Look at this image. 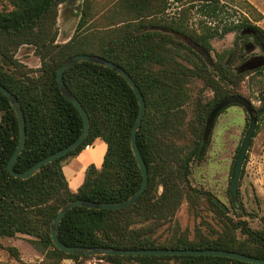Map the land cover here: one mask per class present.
I'll list each match as a JSON object with an SVG mask.
<instances>
[{"label":"trees","instance_id":"16d2710c","mask_svg":"<svg viewBox=\"0 0 264 264\" xmlns=\"http://www.w3.org/2000/svg\"><path fill=\"white\" fill-rule=\"evenodd\" d=\"M63 1L0 0V85L15 96L25 132L13 169H27L79 135L81 118L59 92L55 69L75 54H94L120 66L142 96L145 111L135 132V143L147 180L130 205L116 209L69 208L57 223L58 240L67 246L119 249H222L264 258V214L258 217L260 226L252 227L231 201L232 214H228L222 202L208 190L192 186L187 177L189 162L201 158L208 141V135L202 138V131L210 109L228 95L244 97L240 82L247 73L264 77V62L254 69L238 71L244 62L243 51L250 48L246 41L249 36L263 53L264 61V30L255 23L261 13L246 0L240 1L252 20L246 13L228 20L222 6L234 0H185V7L179 8L176 16L166 15L167 0H113L109 8L112 11L105 15L107 23L99 28L86 23L91 15L90 0H82L72 35L57 42L55 17L57 5ZM191 9L200 16L194 27L187 23ZM222 12L225 18L220 16ZM206 19L213 24H206ZM228 32H234L232 46L215 51L209 63L192 47L207 53L211 50L209 40ZM23 44L33 46L37 67L26 68L14 57ZM189 77L200 83L192 99L182 81ZM62 81L87 114L86 136L74 149L24 179L13 177L5 169L18 132L12 106L0 93V238L28 235L33 247L51 258L52 264L63 258L77 261L87 257L63 253L50 240V221L63 203L72 199L119 201L140 183L129 146L130 128L137 113L131 88L108 67L87 61L66 68ZM204 88L211 91L210 97L202 95ZM187 100L191 109L185 120L182 103ZM253 110L257 118L264 116L262 95ZM185 130L189 131V139L180 143V134ZM97 138L105 143L101 163L98 167L87 165L82 182L72 191L62 173V163ZM182 199L192 208L201 201L212 213L215 225L201 219L200 224L210 234L203 233L198 225L191 238L178 233L159 241L154 235L156 228L170 221ZM6 249L17 257L14 247ZM95 256L109 264H250L211 255Z\"/></svg>","mask_w":264,"mask_h":264},{"label":"rangeland","instance_id":"374dc122","mask_svg":"<svg viewBox=\"0 0 264 264\" xmlns=\"http://www.w3.org/2000/svg\"><path fill=\"white\" fill-rule=\"evenodd\" d=\"M82 0H64L57 5L55 17L56 37L55 41H66L73 33L74 26L77 23L79 10ZM168 5L165 10L167 16H176L178 9L185 7V0L173 2L167 0ZM257 11L261 13V18L257 22L264 30V0H246ZM226 3V2H224ZM113 0H90L91 15L86 23L92 26L102 28L107 23L105 15H108L113 7ZM223 11L228 13L229 19H236L240 13H246L252 20V15L242 1L234 0L233 3H226L222 6ZM232 10L235 13H232ZM225 12L221 17L225 18ZM199 15L191 9L188 15L187 23L192 27L196 26ZM206 24H213L211 20L206 19ZM234 32H228L220 38H211L209 43L211 50L207 52L208 63L214 59V52L220 51L232 46ZM250 43V48L243 51L242 56L245 60L259 57L261 51L257 45L252 43V37L246 40ZM196 51V50H195ZM199 55V54H198ZM14 57L26 68L38 66V59L33 54V46L23 44L14 52ZM203 59V57L200 55ZM204 60V59H203ZM184 87L188 92L189 98L197 96L196 91L200 83L194 78L189 77L182 80ZM240 93L246 97L253 107L259 104V95L264 97V77L262 74L249 72L240 82ZM202 95L207 98L211 96V91L204 88ZM190 100L182 103V109L185 112L184 119L187 120L190 114ZM255 116V125L250 142L245 152L240 169L241 175L238 176L236 188V200L239 213L245 218L252 227H259L258 217L264 214V116L261 119ZM248 115L244 109L237 105L231 104L224 108L214 119L211 129L208 133L203 154L199 160L192 159L189 162V173L187 175L190 184L196 188L208 190L215 198L222 202L228 208V214H232L229 207L230 198L228 194V178L231 164L235 157V149L239 146L241 138L246 130ZM180 134V143L189 139V131ZM240 174V171H239ZM160 188L158 187L157 192ZM241 207V210L239 209ZM203 219L211 225H215L212 213L205 205L198 201L194 208L190 207L184 199L181 200L179 207L175 211L169 222H166L156 228L154 235L159 241L168 239L174 234H184L191 238L194 229L199 225L201 231L210 234L204 224H200ZM30 237L26 234H16L13 237L0 238V264H52L51 258L46 257L43 253L33 247ZM6 247H14L16 256L8 253ZM57 264H109L103 259L96 256H87L74 261L70 258H63Z\"/></svg>","mask_w":264,"mask_h":264},{"label":"water","instance_id":"95a60500","mask_svg":"<svg viewBox=\"0 0 264 264\" xmlns=\"http://www.w3.org/2000/svg\"><path fill=\"white\" fill-rule=\"evenodd\" d=\"M196 52L203 57V59L208 62V55L206 52L196 48V46L192 45ZM79 61H87L96 63L105 67H108L112 71L116 72L120 75L127 85L131 88L137 102V113L134 118V121L130 128L129 134V146L132 152V155L135 159L137 167L140 172V183L138 187L126 198L114 201V202H99V201H91L86 199H72L65 203H63L55 212L54 216L52 217L50 224H49V237L52 244L60 251L66 254H76V255H86V256H94V255H155V256H162V255H211V256H221L227 257L231 259H235L238 261H243L250 264H264V258H258L250 255H245L243 253H239L236 251L230 250H222V249H173V248H139V249H119L113 247H105V246H92V247H85V246H67L61 243L56 235V227L59 219L61 216L71 207L73 206H83L87 208H94V209H116L121 208L127 205L132 204L141 194L143 191L146 180H147V172L144 162L140 156V153L136 147L135 143V132L140 124L141 118L145 111L144 101L142 96L135 85L134 81L131 77L117 64L100 57L94 54H75L64 61H62L55 69V81L57 88L61 95L69 101L77 110L81 122L82 128L79 135L70 143L57 149L56 151L38 159L32 165H30L27 169L23 171H15L13 169V163L21 151V148L24 143L25 139V132H24V124H23V117L18 105V102L15 96L6 88L0 85V93L3 94L10 105L12 106L16 124H17V141L13 151L11 152L7 162L5 169L6 171L12 175L13 177H18L21 179L27 178L35 173L42 165L50 162L51 160L64 155L68 151L74 149L86 136L88 130V117L84 109L81 107L79 102L76 98L66 89L63 81H62V72L70 67L71 65L79 62ZM264 61L263 60H245L242 62L239 67L238 71L243 70H250L254 69L257 66H260ZM229 104H237L241 106L246 114L248 115L247 127L246 130L241 138L240 144L238 146L237 152L231 164V169L228 178V194L231 203L233 204L234 208H237V200H236V188H237V180L239 176V171L241 167V163L243 161L245 152L247 150L248 144L250 142V138L252 136L254 125H255V116L253 115V107L251 102L240 96V95H228L222 99H220L208 112V115L205 120L204 128L202 131V138H205L210 129V125L213 121V118L218 113L220 109L225 107Z\"/></svg>","mask_w":264,"mask_h":264},{"label":"crops","instance_id":"0c3cea01","mask_svg":"<svg viewBox=\"0 0 264 264\" xmlns=\"http://www.w3.org/2000/svg\"><path fill=\"white\" fill-rule=\"evenodd\" d=\"M105 150V143L101 139H95L91 145L82 148L76 155L67 158L61 166L67 186L74 191L82 182L84 169L92 164L98 167Z\"/></svg>","mask_w":264,"mask_h":264},{"label":"flooded vegetation","instance_id":"af4514ba","mask_svg":"<svg viewBox=\"0 0 264 264\" xmlns=\"http://www.w3.org/2000/svg\"><path fill=\"white\" fill-rule=\"evenodd\" d=\"M263 60V53L261 52L260 56L259 57H255V58H252V60Z\"/></svg>","mask_w":264,"mask_h":264}]
</instances>
